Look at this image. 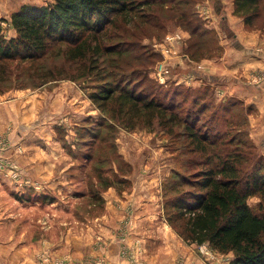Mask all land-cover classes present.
Segmentation results:
<instances>
[{
	"label": "rangeland",
	"instance_id": "obj_1",
	"mask_svg": "<svg viewBox=\"0 0 264 264\" xmlns=\"http://www.w3.org/2000/svg\"><path fill=\"white\" fill-rule=\"evenodd\" d=\"M50 1L0 0V25L5 37L16 35L9 25L13 12L25 4L40 6ZM260 5L258 17L246 25L233 14V0H198L193 10L197 12L201 36H191L183 25L166 20L159 30L147 28L139 43L123 47L120 56H103L95 73L86 69L90 65L87 60L63 62L57 48L34 61L3 62L0 214L13 219L16 242L26 237L29 251L38 252L39 264H73L71 254L80 236L86 230L103 231L109 200L119 212L114 230L108 234L112 235L120 262L229 263L232 252L220 253L205 243H188L164 213L165 202L176 195L169 189L171 183L179 182L181 177L192 178L191 174L199 169L188 164L200 154L190 150L182 127H173L169 132L154 119L149 125L142 123L128 129L123 122L112 119L108 111L98 109L89 94L97 86L112 82V73L139 74V68L146 67L149 78H144L137 89L148 91L155 84L154 92L160 98L164 94L168 98L175 91L186 94L184 110L201 105L205 109L198 122L202 131L234 138L227 149H237L247 167L258 163L259 157L264 161V0ZM124 33L134 40L131 34L138 31ZM142 46L147 47L148 54ZM243 56L246 61L241 60ZM235 60L241 65L238 73L227 69ZM47 70L51 74L43 76ZM235 78L236 86L248 87L240 94L247 91L249 97L241 98L233 90ZM126 83L129 88L133 85L123 81L121 86L126 87ZM175 99L180 102L182 98ZM10 103L15 109L5 108ZM31 151L54 158L43 167L44 181L34 171L29 174L21 163L26 153L31 159ZM64 159L68 165L62 167H66L68 181L54 176L56 165H62ZM31 161L39 165L42 160ZM56 184L61 186L56 188ZM174 188L190 189L185 184ZM247 204L257 212L259 199L250 197ZM143 211L145 216L141 215ZM20 234L24 235L22 239ZM93 259L92 264L102 263L99 257Z\"/></svg>",
	"mask_w": 264,
	"mask_h": 264
},
{
	"label": "trees",
	"instance_id": "obj_2",
	"mask_svg": "<svg viewBox=\"0 0 264 264\" xmlns=\"http://www.w3.org/2000/svg\"><path fill=\"white\" fill-rule=\"evenodd\" d=\"M261 1L233 0V14L241 17L244 24L251 25L260 14ZM196 2L198 0H52L40 6L25 4L9 19L16 33L14 37L6 38L0 25V69L5 71V61H34L57 48L63 62L87 60L90 65L85 66L86 69L95 73L94 68L103 56H120L124 48L139 43L147 28L159 30L166 20L183 25L191 36H201L197 12L193 10ZM165 16L166 19H162ZM131 30L138 31L131 34L134 40L124 33ZM141 49L149 53L146 46ZM145 68L142 66L139 74L132 71L127 76L112 73L115 77L112 82L97 86L89 94L91 102L128 129L142 123L149 125L154 119L169 132L173 127H182L190 150L200 154L199 159L188 164L199 169L191 174L192 178L181 177L179 182L171 183L169 189L176 195L164 204L168 223L188 243H205L217 252H232L228 264H264L263 159L259 157L258 163L247 167L237 149H227L234 138L225 139L219 133L202 131L198 122L205 109L201 105L184 110L186 94L175 91L168 98L167 94L160 98L154 92L155 84L148 91L137 89L148 76L149 70ZM50 74L47 70L42 75ZM136 76L138 81L134 80ZM123 81L131 82L132 87L129 88L128 83L126 87L121 86ZM178 96L182 98L180 102L175 99ZM191 103L197 105L194 100ZM184 184L190 189L174 188ZM250 197L259 199L257 212L247 204Z\"/></svg>",
	"mask_w": 264,
	"mask_h": 264
},
{
	"label": "crops",
	"instance_id": "obj_3",
	"mask_svg": "<svg viewBox=\"0 0 264 264\" xmlns=\"http://www.w3.org/2000/svg\"><path fill=\"white\" fill-rule=\"evenodd\" d=\"M236 47L239 48L240 46H236ZM241 60L246 61L245 56H243ZM234 62L238 63L236 60ZM234 64L228 65L227 69L230 72L238 73V69L239 67H241V65L238 63V65L235 66ZM226 80L229 81L230 78L226 77ZM237 80L238 79H236L233 82L235 83L233 90L235 91L237 90L236 94L241 98L249 97L248 96L249 93H247V91L244 95L240 94L241 89L246 90L248 87H243V86L241 87L238 85L236 86ZM8 106L13 107L15 109L12 103L5 106V108ZM3 117L5 118L8 117L6 114V111ZM23 142H24L25 147L27 148L28 145H27V142H25V139ZM30 154H31V159L27 157V153L20 158L22 165L26 168V171H28L29 174H32L34 171L35 176H39L40 180L44 181L43 177H46V174L42 172L43 167L46 165V163H48L49 160L53 161L54 158L50 157V155L48 154H43V157H42L41 155H39L40 153L34 152V151H31ZM51 155L53 156L54 154L51 153ZM40 158L42 161L40 162L39 165L34 164L33 161H31V160H36ZM65 160L67 159H64L62 165L61 164L56 165L57 170L55 168L54 176L56 174L57 178L60 177L62 180L68 181V179L66 178L68 175L66 174V169H65L66 167H62L64 166L63 164L68 165V163L65 162ZM34 174L32 176H34ZM59 186L61 185L56 184L54 187L58 188ZM18 199L19 198L17 197L16 200ZM109 203L111 205L107 206L109 209L105 211V214L103 217V231L102 232H92V231L86 230L85 234L84 235L82 234V236H80L79 242L77 243V245L73 247V252L71 254V261L73 264H92L94 260L93 258L95 257L101 258L102 260L101 264H125L123 261L121 262L119 261L116 255L117 252L115 250L116 245L114 244V241L111 240L112 235L111 236L109 235L114 230L113 223H115L116 220L119 219V212L117 211L116 207L113 204L114 201L109 200ZM141 215L145 216V212L144 211L141 212ZM148 216H150V212L148 213L147 218ZM155 217L158 220V216H155ZM12 221H13L12 218L4 217L0 214V264H39L38 259H37L38 252L29 251L26 245L27 243L25 239L26 237L23 239V241H21V243L16 242L17 235H16V232L12 230L13 228ZM22 236L24 235L20 234L19 238L22 239ZM95 238H97V240H100V242H97ZM151 240H154V239L152 238Z\"/></svg>",
	"mask_w": 264,
	"mask_h": 264
}]
</instances>
